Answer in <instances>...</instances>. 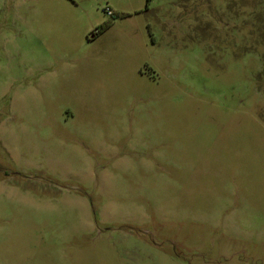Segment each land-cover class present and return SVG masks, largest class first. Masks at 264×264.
Returning a JSON list of instances; mask_svg holds the SVG:
<instances>
[{
    "label": "rangeland",
    "instance_id": "1",
    "mask_svg": "<svg viewBox=\"0 0 264 264\" xmlns=\"http://www.w3.org/2000/svg\"><path fill=\"white\" fill-rule=\"evenodd\" d=\"M0 264H264V0H0Z\"/></svg>",
    "mask_w": 264,
    "mask_h": 264
},
{
    "label": "built area",
    "instance_id": "2",
    "mask_svg": "<svg viewBox=\"0 0 264 264\" xmlns=\"http://www.w3.org/2000/svg\"><path fill=\"white\" fill-rule=\"evenodd\" d=\"M109 13H111V11H109Z\"/></svg>",
    "mask_w": 264,
    "mask_h": 264
},
{
    "label": "trees",
    "instance_id": "3",
    "mask_svg": "<svg viewBox=\"0 0 264 264\" xmlns=\"http://www.w3.org/2000/svg\"><path fill=\"white\" fill-rule=\"evenodd\" d=\"M101 28H103V26H101Z\"/></svg>",
    "mask_w": 264,
    "mask_h": 264
}]
</instances>
